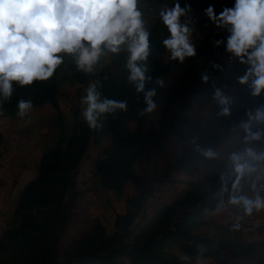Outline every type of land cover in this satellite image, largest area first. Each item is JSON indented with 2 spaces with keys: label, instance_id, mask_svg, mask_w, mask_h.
<instances>
[{
  "label": "trees",
  "instance_id": "1",
  "mask_svg": "<svg viewBox=\"0 0 264 264\" xmlns=\"http://www.w3.org/2000/svg\"><path fill=\"white\" fill-rule=\"evenodd\" d=\"M189 4L199 11L209 6L220 10L229 0H190ZM187 23L190 26L191 20ZM160 30L161 26L150 30L146 64L150 77L146 89H156V109L141 115L146 105L143 93L137 94L127 79V58L125 54H111V72L104 70L102 76L117 93L133 92L128 94L127 111L116 121L114 117L110 122L101 119L100 123L107 125L95 131L89 130L85 121L72 131L54 126L52 140L45 146L51 148L41 159L37 179L23 186V178L10 187V197L16 192L17 201L11 211L4 212L7 226L0 225V264H264V240H247L238 229L231 237L218 239V230L211 234L212 229H202L206 212L220 210L222 203H227L220 175L230 173L231 167L228 157L221 156L220 145L240 134V125L247 122L246 109L264 104V97L232 100V115L220 116L221 107L212 87L220 60L208 54L200 63V53L207 47L202 43L193 58H186L182 64L174 61L163 46L166 37ZM209 60L215 62L205 71ZM199 75L208 76V82H200ZM231 86L229 83L228 92L244 88ZM49 87L39 84L36 91L32 90L34 100H43ZM223 95L230 98L227 93ZM177 125L185 126L188 133ZM172 136L188 148L162 167L155 161ZM95 146L102 151L91 166L95 180L107 194L125 203L123 211L115 215L113 230L100 220L91 221L85 231L76 226L82 221L75 206L82 194L77 190L75 173ZM197 147L211 148L218 158L206 159L195 150ZM254 147L264 150V141ZM197 180L201 182L196 184ZM228 183L230 188L231 181ZM186 184L172 206L153 210L151 199L156 187ZM125 187L131 195L122 198ZM244 190H248L247 184ZM87 194H83L84 200ZM218 225L223 230L228 222Z\"/></svg>",
  "mask_w": 264,
  "mask_h": 264
},
{
  "label": "clouds",
  "instance_id": "2",
  "mask_svg": "<svg viewBox=\"0 0 264 264\" xmlns=\"http://www.w3.org/2000/svg\"><path fill=\"white\" fill-rule=\"evenodd\" d=\"M140 1L150 6L161 0H0V140L6 121L15 117L20 118L22 130L42 124L54 129L58 124L72 131L78 123L85 121L89 130L95 131L102 125L105 127L113 117L116 121L121 112L127 111L131 98L128 94L133 92L117 93L112 83L102 76L104 70L111 72L110 65L101 60L109 53L118 56L122 51L127 52V79L135 86L137 94L143 93L146 105L141 115L152 113L157 107L153 99L156 89H146L150 80L146 75L150 32L145 19L148 16L156 19L152 29L162 27L163 31H160L166 37L163 46L170 58L181 64L186 58L198 54L202 43L207 47L200 53V63L205 60L209 54L207 36L211 31L203 33L195 48L191 43L192 29L187 22H181V18L194 8L191 4L187 6L181 0H175L172 7L165 6L156 11L150 8L140 10ZM222 9L218 15L212 6L202 12L216 28L228 33L226 48L222 46L211 55L222 63L212 78V87L214 99L221 107L219 115L227 118L232 115V100L264 97V0H235L233 7ZM216 44L219 46L221 41ZM225 55L245 66V72L234 81L226 80L222 87L218 79L226 65ZM70 57L73 62L68 69L77 88L69 93L60 92L59 70ZM214 62L207 61L205 71H210ZM98 64H101L99 70L95 69ZM198 79L208 82L206 75H199ZM229 83L231 87L241 85L244 88L228 92ZM39 84H49L50 87L43 100L35 101L31 91H36ZM54 84L56 87L53 88ZM123 86L131 90L130 86ZM222 88L230 98L223 95ZM26 91L31 94L27 95ZM245 115L247 122L240 125L245 147L229 154L231 172L220 175L226 206L242 210L243 216L238 219L264 212V194L261 192L264 150L254 147L264 141V104L254 110L246 109ZM101 119L106 122L100 123ZM195 150L208 160L218 158V153L211 148L197 147ZM80 167L75 173L77 187L83 166ZM36 171V168L30 172L24 169L20 180L24 178L27 184L26 181L37 179L39 173L33 176ZM245 184L249 186L248 192L244 190ZM234 226L238 229L240 224Z\"/></svg>",
  "mask_w": 264,
  "mask_h": 264
},
{
  "label": "rangeland",
  "instance_id": "3",
  "mask_svg": "<svg viewBox=\"0 0 264 264\" xmlns=\"http://www.w3.org/2000/svg\"><path fill=\"white\" fill-rule=\"evenodd\" d=\"M174 1L175 0H161L158 4L150 6L146 5L144 1H140L139 7L140 10L150 8L157 11L165 6L172 7ZM189 1L190 0H181V2L187 6H190ZM234 3L235 0H232L225 7L231 8L234 6ZM222 10L223 9L215 10V12L218 15ZM189 20H191L190 28L192 29L191 43L195 48L198 43L201 42L204 30L211 31L207 36V39H209L208 45L210 55H215L216 49L222 46H225L226 48V38L228 33L223 29L216 28V26L208 19L205 12L191 8V11L187 16L181 18V22L183 23ZM145 21L146 28L150 32L156 24V19L152 16H148ZM213 30H216L219 33L217 34L213 32ZM218 40L221 41L219 46L216 44V41ZM121 54L127 56L126 51H122ZM110 56L111 54L109 53L101 58L103 64H109L110 66L113 65ZM205 58L206 56L204 59ZM224 59L226 65L218 79L222 87L225 86L226 80L234 81L238 78L237 76L239 74H244L245 72V66L240 65L239 62H236L230 55H225ZM72 62L73 59L70 57L64 64V67L59 70L58 90L60 92L69 93L77 88V84L72 79V73L68 69ZM100 68L101 64H98L95 69L99 70ZM221 92H224V88L221 89ZM5 124V130L2 132L3 137H1L0 140V225L4 227H6L8 223L7 215L4 212L11 211L14 207V203L17 201L16 192L10 197V187L12 189L14 187V182L20 180V173L24 169L27 172H30L32 169L36 168L37 171L33 176L39 173L41 159L51 148L45 146H48V143L52 140L50 135L52 128L49 125L42 124L37 128L34 126L30 130H26L24 127L22 130V122L19 117L9 118ZM177 127L185 128V126L180 125H177ZM187 130L189 129L184 131L188 133ZM243 136L244 133L241 131L237 137L229 140L224 145H220L221 156L228 157L231 152L240 151V149L245 146L242 143ZM172 138L173 139L169 138L166 140L161 157L158 161H155V163H158L162 167L174 159L177 154L188 148V145L183 141L179 142L178 138L173 136ZM191 145H194V143H191ZM88 153L89 156L82 164L83 168L81 171L80 183H78L79 185L77 187V190L79 192L81 191L82 197L75 206L78 207L77 213L81 215L80 217L82 218V221L80 220V223L76 222V226H80V228L85 231L90 227L91 221L100 220L107 229L113 230L115 215L117 212L123 211L125 203L122 202L121 199L119 202L118 199L116 200L111 194H107V192L99 187L97 180H95L94 168L91 166L95 158L102 153L100 148L95 146ZM33 180L35 179L26 181V183L29 184ZM195 182L196 184L198 183V181ZM27 184L23 183L22 185L25 186ZM169 186L172 185L155 188V191L153 192L154 195L151 199L153 210H158L159 207L173 204L182 196V191L188 187L187 184L185 186L175 185L173 188ZM19 187L20 185H18V188ZM248 190L246 192H248ZM87 191L88 194L85 196L86 199L84 200L83 194ZM261 192L264 194V185H261ZM128 194L131 195V192L127 191L125 187V194H123L122 198ZM222 205L224 207L220 210L206 212L207 215L205 216V225L202 228L203 231L212 229L211 234H216L218 230L216 236L218 239H222L224 237H231L233 235L231 232H233L234 229H237L234 225L239 223L240 227L238 230L244 232L243 237L245 239L250 240L248 237H256L260 240H264V212L254 213L250 217L238 219L243 216L242 210L231 207L228 208L229 206H226V202H223ZM109 207L113 208L107 211ZM226 222H228V226L221 230L218 224ZM213 223L218 224L214 226ZM248 232H250V234L245 236ZM240 237L241 236H237V238Z\"/></svg>",
  "mask_w": 264,
  "mask_h": 264
}]
</instances>
